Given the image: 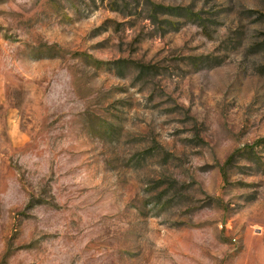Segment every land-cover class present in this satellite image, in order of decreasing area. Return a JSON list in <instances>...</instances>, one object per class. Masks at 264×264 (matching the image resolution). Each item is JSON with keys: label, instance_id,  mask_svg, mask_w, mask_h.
I'll return each instance as SVG.
<instances>
[{"label": "rangeland", "instance_id": "1", "mask_svg": "<svg viewBox=\"0 0 264 264\" xmlns=\"http://www.w3.org/2000/svg\"><path fill=\"white\" fill-rule=\"evenodd\" d=\"M0 264H264V0H0Z\"/></svg>", "mask_w": 264, "mask_h": 264}]
</instances>
